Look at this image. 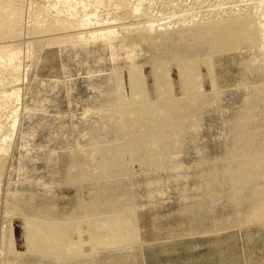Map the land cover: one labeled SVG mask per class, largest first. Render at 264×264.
Segmentation results:
<instances>
[{"label":"bare ground","instance_id":"6f19581e","mask_svg":"<svg viewBox=\"0 0 264 264\" xmlns=\"http://www.w3.org/2000/svg\"><path fill=\"white\" fill-rule=\"evenodd\" d=\"M145 1L0 0V179L9 172L8 224L20 227L38 247L26 249L24 257H31V264H159L160 253L175 250L172 245L184 240L186 248L204 255L199 264H222L230 240H236L232 235L244 232L253 239L264 224V109L258 105L264 101V0L240 5L248 15L254 13L253 20L240 25L246 31L235 36L219 32L230 36L222 40L225 56L195 79L193 86L199 84L202 91L194 103L193 97L189 100L185 112L195 109L193 119L188 130L179 128L180 122L177 132L170 138L167 134L171 145L162 144L138 113L132 121L142 124L138 132L129 130L128 118L120 119L116 145L105 146L102 136L95 138L97 123L106 116L104 107L134 101L142 105L144 96L131 99L125 86L148 80L150 72L162 67L157 57L165 51L153 47L169 27L163 19L146 16L150 6ZM250 45L256 48L247 53ZM178 58L163 68L182 79L192 76L188 58ZM248 86L259 91L252 105ZM61 114L83 124L78 136L70 135L74 124L63 132ZM131 138L143 146L140 162L168 172L173 183H159L161 193L143 186L144 181L135 183L138 163L127 162ZM28 143L36 154H29ZM24 170L38 187L19 184L22 176L16 174ZM206 183L218 187L202 195ZM188 184L198 191L190 192L189 186L183 191L181 185ZM76 244L112 254L96 256L93 246L95 254L88 249L91 257L78 259L72 252ZM6 259L12 264L10 255ZM260 259L253 263L264 264V256Z\"/></svg>","mask_w":264,"mask_h":264},{"label":"rangeland","instance_id":"374dc122","mask_svg":"<svg viewBox=\"0 0 264 264\" xmlns=\"http://www.w3.org/2000/svg\"><path fill=\"white\" fill-rule=\"evenodd\" d=\"M150 1H151L150 5L147 4L148 0L145 1L146 2L145 4L150 6L148 11L146 12V16H150L152 19L153 18H157V19H161V20L165 19V21L162 20V23H165L169 27V30H168V33L166 34V36H164V35L160 36V39H158L156 41L157 46L155 45L153 47V48H155V50H158L157 52L165 51V54H160L161 57H159L160 55L158 54L159 56L157 57L158 59H160V58L164 59V60L161 59L162 67H160L159 69H156V67H155L156 70L153 72H150L151 74L148 76L149 79L148 78H147L148 80L144 79L141 81V83L138 82L136 84L137 87L136 86L132 87L131 85L125 86L124 91L125 92L128 91L131 94V99H132V96L134 94H136V95H134V98H136V97L138 98L139 95L144 96V97H142V99L144 100L143 101L144 103L142 105L138 101H134L135 103H133V104L131 103L130 105H127V104L125 105L123 103L124 105L119 104L118 107L114 106V104H113V106L108 105V106L104 107V112H105L106 116L107 115L108 116L107 117L105 116V118L100 120L101 122L97 123L96 130H95L96 131L95 132L96 133L95 138L99 137V139H102V137H103L104 142L102 144H105V146H107L108 144L110 146L117 144V142H118V138H117L118 137V128L117 127L118 126L117 125L120 122L121 118H128V121L130 122V129L129 128L128 129L133 130V131L135 129L136 132H138V130L142 126V124H144L145 126L147 125L149 127H153V130L154 131L156 130L155 131L156 132V138H158V140H163L162 144L165 143L166 145H168L170 143L172 144V141L169 139L170 135L177 132L178 129L181 127V125L185 126V129L188 130L189 126H190V125H188V124H190L188 122L193 119L192 113L195 112V109H194V110H189V112L185 113L187 107H189L188 106L189 100L192 99V97H193L194 99L192 100V103H194L196 101L195 97L198 95V92L202 91V88L199 87V84H197L195 87L193 86L194 84L197 83V81L195 79L197 77H199V78L204 77L206 75L205 73H207L209 70H213L214 69L213 66L216 63H219L221 61V56L222 57L225 56L226 46L225 45L222 46V43H223L222 40H229L230 36L229 37H225L224 35L220 36V35H218L219 32L224 31V32H227L229 35L231 34L234 36L239 34V33H235V32L242 33L244 30L246 31V27L240 28L241 23L243 21L253 20L252 17L254 15V13H250L248 15L246 13L247 10L245 8H239V7H241L240 6L241 4L244 5V4L248 3V0L247 1L246 0H237V1L236 0H196V1H198V3H200V5L196 1H193V0H176V2H175V0H167V1L150 0ZM249 1H251V0H249ZM168 2H169V4H168ZM170 2H171V4H170ZM193 2L194 3L196 2V4H194ZM171 7H172V9H171ZM217 28H219V30L220 29L221 30L219 31ZM214 29L216 31H214ZM238 29L241 31H238ZM213 31L215 34L213 33ZM216 35H218V36H216ZM172 37H174V39H172ZM162 45H164V47H162ZM208 47H210V49H208ZM246 48H247L246 50L248 51L247 53H250L251 52L250 49H252V51H253V50H255L256 46L252 48V46L250 45V47H246ZM182 49H184V50H182ZM222 53H224V55H221ZM209 55H210V57H209ZM179 56L180 57H187L188 60L190 61L191 65H189V68H187L188 67V65H187L186 68H187V70H189V71H187V73L188 74L191 73L192 76L185 78V79H182L181 76L179 77L178 74L175 75L176 73L174 74V72L172 74V71L168 72L166 70V68L165 69L163 68V63L166 66V64L168 65L169 63L177 62L179 60V58H178ZM207 59H209V61L211 60L212 64L211 63L208 64ZM206 62H207V64H206ZM202 63H204L206 65H204ZM208 68H210V69H208ZM165 72H167V73H165ZM231 74L233 75L232 79L235 80V78H237L236 72H232ZM216 79H218V78H216ZM166 81H168V83H166ZM185 83H188L189 85L186 86ZM152 85H154V87H152ZM127 87H128V89L126 90ZM160 87H162V91H164V93H162V91H160ZM184 87H187V88L184 89ZM192 87H194V89H192ZM246 89H248L250 91L248 98L250 96H252V102L250 103V105H252L253 103H255V96H256V99L258 100L259 91L257 90V88L255 89L252 86H248ZM130 91H132V92H130ZM170 91H172V93H170ZM150 92H151V94H150ZM145 94H146V96H145ZM148 95L150 96L149 98H148ZM28 98L29 97H26V98H24V100H27ZM95 99L98 102H104L99 97H95ZM258 105H259V108H260V105H262V109H264V101L261 100L260 103H258ZM234 106L238 107L239 103H236V105H234ZM234 106H232L231 108H233ZM112 107L116 110L113 111ZM228 108H229V106H228ZM148 112H149V114H147ZM262 112H264V111H262ZM130 113H132V115H130ZM135 113L136 114L138 113L139 116H141L142 120H143V118H145L143 120V121H145V123H143V121L141 120L142 124H138V123L132 124V121H135V120H133L134 119L133 116L136 115ZM164 114H166V115H164ZM176 115L178 117L177 118L178 120L175 118ZM182 115H187V116L182 118ZM153 116H155V117H153ZM156 116H158V118ZM159 117H160V119H159ZM82 118L83 117L80 114L79 115L80 121L82 120ZM147 118H149V119H147ZM161 118H162V120H161ZM165 118L169 122L166 121ZM58 119H59L58 123H59L60 128H62L64 130L63 132H66V129L72 127L74 124V128L72 130L73 132L70 133L72 138L75 136H78V132H80V130L83 129V126H82L83 124L80 126H79V124H76L74 122L75 118H73L72 116L66 117L64 114H61L58 116ZM153 119L156 121H154ZM261 119L264 120V115ZM80 121H78V122H80ZM163 122L166 124H163ZM104 123H106V126L104 125ZM110 123H111V125H110ZM149 123H151V124H149ZM99 124H101V126ZM159 124H160V126H159ZM178 124L180 126L177 129L176 125H178ZM106 127H107V129H106ZM110 127H113V128H110ZM169 127H171V128H169ZM174 129L176 131H174ZM101 131H102V133H101ZM116 131H117V133H116ZM170 131H172V132H170ZM72 133H74V135H72ZM104 133H106V135H104ZM167 134L169 137L168 139H167ZM163 135L164 136L166 135L165 138ZM160 136H162L161 139H160ZM123 138L128 139V136L124 135ZM129 142H130V144H129L127 156L130 155L131 157H129L130 159L129 158L127 159V162L132 163V161H136V163H138V169H137L138 175L135 176V180L137 182H135V183L136 184L140 183V182L142 183V181H144V183H142L143 186L146 185L147 187H152V188L154 187L157 189V188H159L158 187L159 183H165V185H166V183H167L166 180H167L168 181L167 186H170L173 182L169 183L170 177L167 176L168 172L166 170L164 171L163 168H160V166H158L157 164L156 165L153 164L151 167V164H145L143 162H140V157H138V153H139L138 151L141 152L143 149L142 148L143 146L141 144H140L141 146L138 145L134 141L133 138H131L129 140ZM27 146H28L27 148L33 150V151H30L29 154H32V153L36 154L37 149L33 148L30 145V143H28ZM131 146H132V148H131ZM125 148L127 149V147H125ZM139 148H142V149H139ZM218 151H220V153H221V149L217 148L215 151V154L219 155L220 153H218ZM127 156H126V158H127ZM102 160H103V162L108 161L107 159H104V157H103V159L101 158V161ZM136 163H134V165H136ZM132 166L133 165H131V167ZM22 172H19L16 174V176L18 175L17 177L22 176V178H21L22 180L19 183L21 186H23L24 188L32 187V185H34V187H32V188L38 187V184L35 182L36 180L34 181L32 176L27 171L24 170ZM97 173H99V172H97ZM97 173H95V175H98ZM153 177H155V178H153ZM167 178H169V179H167ZM9 179H10L9 172L0 179V201H1L0 202V264H9L8 262H6L7 259L5 260L6 255L11 256L12 264H22V263L23 264H31L32 259H31V257H30V259L25 258V257H27L25 255L26 254L25 252H27V250L29 252H31L33 250H37L38 247L33 246L35 243L31 239L32 237H29L28 235H24V233H22L23 230H21L20 227L14 226L15 225L14 223H10V225H9L8 223L11 221H9L7 219L8 217H6V215H7L6 214L7 208L6 207L8 204V200L11 196V195H7V188L9 186ZM149 183H151L150 186H148ZM199 183L204 184V181L201 180ZM216 184H213V186H212V184L210 185V184L206 183L205 186H203V188H202L204 191L201 190V194L204 195L205 192L208 193L209 190H211V191L215 190L216 187H218V184L217 185ZM175 185H177V183H175ZM175 185L173 184L172 187L174 188ZM181 186H182L181 187L182 190L183 189L185 190L189 186L188 190L190 192H197L198 191L196 189L197 187H195L196 185L194 186L193 184L181 185ZM166 189H168V188H166ZM159 190H160V188L158 189V194L161 193V191H162V190H160V191ZM171 192H174V190H171ZM8 196H9V198H8ZM11 224H13V226H11ZM14 231H16V232H14ZM15 233L17 235H15ZM249 233L252 234L251 231ZM254 234H256V236L253 239L249 238L250 236L248 233H244V232H240V234H237L238 236L235 234L232 235V236H234V238L236 237V240H234V239L230 240V242H229L230 246L228 245L227 246L228 250L227 251L225 250V252H224L226 255L223 258L224 260H223L222 264H236V263H234L236 258H237L236 261H240V259H242V261H240L242 264H254L253 263L254 261H256V263H257L258 260H262L263 258L260 259V257L264 256V251H263L264 247L262 246V244H264L263 243L264 242V240H263L264 239V224L263 223L257 227V230L254 232ZM10 235H12V236L10 237ZM12 237L14 238L15 241L12 240ZM11 240L13 242V245L11 243ZM184 242H185V240L182 241V243L180 245H174L172 242H168V243L173 244L172 248H175V250H171V252L168 251L166 254L160 253L156 259V260H158V263L159 264H199V262L202 263V261H204V259H203L204 255L202 253H199L200 249H198V248H193V249L192 248H186ZM19 243H20V246H18L19 247L18 248L17 245H19ZM28 243H30V245H28ZM258 245H260V247H262V249H260V247H258ZM75 246L76 247L72 252H73V254L76 253L75 256L78 257V259L81 258L82 256L84 257V254L86 256L88 254L91 257V254L92 253L95 254L96 252H97L96 256H98V255L100 256V253L105 254V253L110 252L112 254V251H109V252L104 251L103 252V250L97 249L94 245L93 246L95 247L94 249L96 252L93 251L94 249L92 250L93 246H91L92 247L91 249H90V246H86L87 249L84 246H82V247H80L81 245L78 246V244H76ZM14 248L16 250H14ZM33 248H35V249H33ZM79 248L81 250H83L82 253H81V250ZM88 249H90V251H92V253H90ZM259 249H260L261 253H260ZM13 250H14V252H13ZM15 251H17V252H15ZM22 251H23V253H22ZM75 251H77V252H75ZM145 251H147V250H145ZM84 252H86V253H84ZM22 254H24V255H22ZM256 255H258V257H256ZM21 256H23V257L25 256V257L21 258ZM75 256L73 255L71 257L72 262L74 261L73 258L76 260ZM19 257H20V260H18ZM22 260H24V261H22ZM100 261H102V259Z\"/></svg>","mask_w":264,"mask_h":264}]
</instances>
